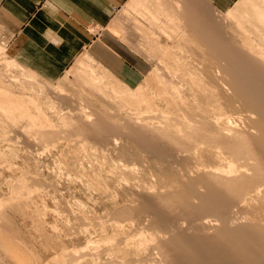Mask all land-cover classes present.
<instances>
[{"label":"rangeland","instance_id":"374dc122","mask_svg":"<svg viewBox=\"0 0 264 264\" xmlns=\"http://www.w3.org/2000/svg\"><path fill=\"white\" fill-rule=\"evenodd\" d=\"M173 2L129 0L108 26L122 40L133 44L149 65L141 84L132 89L122 85L86 54L74 59L57 80H45L7 57L5 35L0 29V91L27 102L32 106L27 110L33 108L29 111V120L19 116L8 120L0 111V217L6 220V229L10 226L13 234L8 230L7 235H14L9 236L13 245L34 256L37 264H134L139 260V254L134 255L138 251L137 239L146 240L145 249L152 243L149 241L152 235L159 236L170 229L168 224H158L150 211L140 210L141 205L153 201L156 195L177 190L190 176L192 166L199 163V157L197 161L185 159L188 160L185 163L167 145L193 149L189 153L193 155L197 144L204 149L200 163L214 166L208 153L210 146L213 149L216 144L220 151L222 144L228 142L212 126L213 109L210 116L200 113L208 112V107L228 104L221 97L217 84L220 78L214 73L217 56L207 51L200 34L193 30L192 22L196 18L186 13L187 4L180 0L176 6ZM194 3L225 32V38L233 45L238 48L244 45L242 50L247 52L257 46L264 53V20L259 22L256 17L264 14V0H238L226 13L215 11L206 0H194ZM166 69L173 75L175 71L177 76L168 78L171 73ZM187 70L196 72L191 74L196 75L193 78L206 85L201 83L205 94L201 93L194 101L195 105L200 103V114L198 110L192 113L183 107L165 109L167 113L172 112L168 115L159 96L163 94L161 86L166 80L177 86L182 84V90L190 98L189 105L193 103V94L197 91L191 86L188 76L191 72ZM154 77L161 82L158 78L155 82ZM139 87L142 89L139 95L145 96L138 98ZM203 95L212 97V101L201 98ZM81 112L91 122L86 123ZM98 119L116 123L117 130L100 137L82 132L83 125ZM132 125L167 131V136L156 145L168 150L164 156L159 157L133 142L129 137ZM240 163L235 162L234 166Z\"/></svg>","mask_w":264,"mask_h":264},{"label":"bare ground","instance_id":"6f19581e","mask_svg":"<svg viewBox=\"0 0 264 264\" xmlns=\"http://www.w3.org/2000/svg\"><path fill=\"white\" fill-rule=\"evenodd\" d=\"M181 1L185 6L187 4L186 8L188 10L186 9L185 11L188 13V16L195 17L199 21L198 23L195 19V22H192L193 30L200 34L207 51L217 56L215 59V65L217 67L215 66L214 73L220 78L217 83L220 85L222 95L220 96L228 100V104L221 105V103L217 105V107L214 106V108L208 107V112L201 111L200 113H208L207 115L210 116L211 110L213 109L212 115L210 116L212 126L218 128L225 136L223 137L228 139V142L222 144L223 148H220V151L216 149V144L213 145V149L212 146L208 144L211 150L209 152L207 150V152L210 154L211 160L213 158L215 162L214 166L200 163V158H202L201 151L203 152L204 149L199 148L197 144L195 145L196 149H194L196 151H193V155H191L189 153L190 150L192 151L193 149L186 150L176 144L169 145L167 143L168 150L172 151V153L175 152L176 156L180 155L183 157L184 161H186L185 159L191 158L197 161V157H199L200 160L198 159L199 163L196 162L197 164L195 163L196 165L192 166L193 170L188 172L190 176L187 177L185 183L179 185L177 190L158 196L156 195L153 201H148L141 205L140 210L150 211L155 215L158 224H168L170 229L169 231L159 233V236L152 235V237H150L151 239L148 236L147 238H149L150 243H152H149L150 245L145 249L143 248L147 246V244L145 245L143 242L146 240L142 242L137 241V239L136 242L138 245L136 247L139 252L136 250L137 252L135 253L137 254L134 255L136 257L139 254V257L137 256L139 260H137V258L134 259L135 261L137 260L134 264H264V58H260L264 57L261 55H264V53H262L261 51L263 50L259 48L258 49L261 51L257 50V46H255V49H250L249 52H247L246 50H242L244 45H240V48L235 46V44L233 45V43L225 38V32L214 24L212 18L210 19L204 16L202 14L203 12L195 7L194 0ZM174 2L173 5L177 6L180 4V0H174ZM178 7L177 12L179 9ZM182 11L183 7L181 12ZM183 14L184 12H182L181 15ZM256 17L259 22L264 20V14L257 15ZM156 22L157 21H155V24ZM169 24L171 23H168V25ZM262 26L264 25L262 24ZM180 28L182 29L183 26L181 25ZM138 34L140 35V33ZM141 37L143 36L141 35ZM236 41L237 40L234 42ZM188 60L189 59H187V61ZM195 63L196 62H194V64ZM8 64L9 62L7 65ZM166 72H169V70L166 69ZM192 73L193 72L189 73L188 76L191 86L195 87L194 90L197 92L193 94L194 100H192L193 103H191V105H189V96L186 97L185 91L181 88L182 84L179 83L180 86H177L172 82L167 83L166 81L168 80H162V82L164 81L165 83L161 86L163 87V96L161 94H159V96L161 102L165 105V108H163L164 110H177V108L182 109L184 107L193 111L192 113H196L197 110V113L200 111V109H198L200 101H197L199 104L196 105L194 101H196V99L198 100L201 93L205 94V90L202 89V82L200 83V81L193 78V76L196 75L192 76ZM169 75L172 76L173 74L171 73L168 74V76ZM175 75L176 73L174 71L173 76ZM157 78L154 77L155 82ZM174 79L175 77L173 80ZM159 81L161 82V80ZM187 81L189 80L187 79ZM92 83L95 84L93 81ZM202 84L206 86L204 82ZM156 86H159V84ZM141 91L142 89L140 87L139 90L136 91V96L138 98L144 95H139ZM148 93L150 94V92ZM58 94H60L59 89ZM132 96L135 97L134 95ZM156 98L158 99V97ZM201 98H208V101L209 99L212 101V97L210 96L206 97L203 95ZM147 100L149 103H152L151 99H146V101ZM209 104L207 103L208 106ZM140 105L142 104L140 103ZM144 105H147V103ZM28 106L27 102L24 103L22 99L13 96L10 97L9 94L0 91V111L2 113L4 112L3 115H5L7 119L10 118L11 120L14 117L23 119L28 118L31 114L29 112L30 109L33 110V108L27 110L26 108L32 107ZM206 109L207 108L204 110ZM188 110L186 112L189 113L190 111ZM167 111L166 114L169 112L172 114L171 111L168 113ZM216 112L217 114H215ZM79 114L82 115L83 112ZM188 116L192 118L191 115ZM196 117L199 116L197 115ZM89 118L88 116H83L86 123L91 120ZM199 118L202 119L203 117ZM29 119L30 118L26 120ZM206 121L210 120H207L206 117ZM135 124L136 123L133 125ZM133 125L129 129L130 139L141 148L152 151L156 153V155H159V157L164 156L163 153L168 150L165 147L159 148L156 145L158 141H161L167 136L168 132H160L146 125L134 128ZM186 125L189 127L188 123H186ZM117 127L116 123H108V121L98 119L88 126L83 125L81 128L83 133L100 137L103 134L114 132L117 130ZM206 149L207 148H205V150ZM207 152L204 155H207ZM223 155H227V158ZM238 161L241 163L234 166V163ZM187 162L188 160L185 163ZM192 175L194 176L192 177ZM4 221L6 220L0 217V264H37L34 256L13 245L14 243H12V239L10 238L13 233L11 229H9L10 226L6 229L8 226ZM8 230H10L9 232L12 234L10 233V235H7V233H9ZM140 237L138 238L140 239ZM141 251H144V253L142 254Z\"/></svg>","mask_w":264,"mask_h":264},{"label":"crops","instance_id":"0c3cea01","mask_svg":"<svg viewBox=\"0 0 264 264\" xmlns=\"http://www.w3.org/2000/svg\"><path fill=\"white\" fill-rule=\"evenodd\" d=\"M128 1L0 0L5 53L51 82L74 59L86 54L122 85L136 88L149 65L133 44L108 28L115 13ZM206 1L215 11L226 13L238 0Z\"/></svg>","mask_w":264,"mask_h":264}]
</instances>
